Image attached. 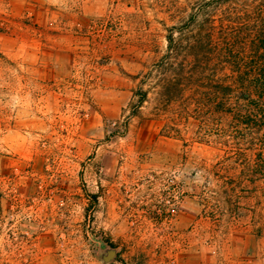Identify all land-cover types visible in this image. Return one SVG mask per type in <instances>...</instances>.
Listing matches in <instances>:
<instances>
[{"label":"rangeland","instance_id":"obj_1","mask_svg":"<svg viewBox=\"0 0 264 264\" xmlns=\"http://www.w3.org/2000/svg\"><path fill=\"white\" fill-rule=\"evenodd\" d=\"M259 9L0 0V264H264Z\"/></svg>","mask_w":264,"mask_h":264},{"label":"trees","instance_id":"obj_2","mask_svg":"<svg viewBox=\"0 0 264 264\" xmlns=\"http://www.w3.org/2000/svg\"><path fill=\"white\" fill-rule=\"evenodd\" d=\"M259 17V18H258ZM258 27L255 28V36L252 39L251 44V50L256 54L257 61L256 66H253L256 70L254 72V75L251 77L249 83H246V81H241V83L246 84L244 86L246 89H249L251 94H256L258 99L261 102H264V10L259 9L258 11ZM235 39H237V36H235ZM232 54V53H231ZM240 79L242 80L243 77L240 76ZM237 81V79L235 80ZM235 84V83H234ZM237 84V83H236ZM226 87L231 88L232 85H226ZM220 91L218 90L217 93ZM226 107V105H223V108Z\"/></svg>","mask_w":264,"mask_h":264}]
</instances>
